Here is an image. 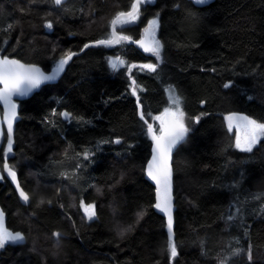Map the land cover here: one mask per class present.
Segmentation results:
<instances>
[{
  "label": "trees",
  "instance_id": "trees-1",
  "mask_svg": "<svg viewBox=\"0 0 264 264\" xmlns=\"http://www.w3.org/2000/svg\"><path fill=\"white\" fill-rule=\"evenodd\" d=\"M133 1L0 0V53L49 70L65 53L108 39L110 21ZM154 13L160 61L132 43L92 46L55 83L18 102L8 164L29 203L19 202L3 175L1 131L3 227L24 240L1 248L0 264H221L226 251L233 252L229 264H264V138L252 152L239 151L224 120L240 113L264 122V0H154L136 25L119 30L137 40ZM116 56L125 65L114 71L108 59ZM137 62L157 69L128 73ZM168 85L190 127L172 162L178 256L171 262L165 221L144 176L151 138L137 107L139 98L150 121L167 105ZM81 200L96 206L95 219L82 214ZM236 203L240 211L232 214Z\"/></svg>",
  "mask_w": 264,
  "mask_h": 264
},
{
  "label": "snow or ice",
  "instance_id": "snow-or-ice-1",
  "mask_svg": "<svg viewBox=\"0 0 264 264\" xmlns=\"http://www.w3.org/2000/svg\"><path fill=\"white\" fill-rule=\"evenodd\" d=\"M56 5H60L62 0H54ZM151 0H135L131 4L129 11H120L116 14V17L112 20V25L130 26L136 25L141 18V8L143 5L149 4ZM198 4L206 3V0H195ZM83 11V10H82ZM47 28H52V23L48 22L45 25ZM11 27V26H9ZM160 28V13H156L154 18L150 19L147 26L144 28L145 36L140 40H133L131 36H119L115 35V27L113 28V38L101 39L94 42V45L112 46L120 44L121 41L130 42L138 45L143 49L145 53H151L155 56L157 61L161 60V50L163 45L159 39H157V30ZM93 44H85L80 50L94 46ZM77 55L74 52H67L62 58L55 62V68L50 75H46L35 65L24 64L18 59L9 58V56L2 55L0 53V101L9 109V113L6 114L8 131L7 138L9 143V151H11L12 145V119L16 116V104L12 102L13 96L26 97L34 89H37L46 81L55 80L64 70L65 65L68 64L72 58ZM108 64L112 70H117L125 65V61L120 57L115 59H109ZM133 68H139L148 72H155L157 64H130L128 70L131 72ZM131 78V77H130ZM229 85H225L228 87ZM131 95L137 96L136 81L132 80ZM137 107L140 108V119L147 125V134L153 141V155L152 160L149 161L147 168V175L150 177L156 186V203L153 206L160 212L167 216V248L169 252L170 262L178 256L177 244L173 240V215H172V167L170 164L171 153L178 143L184 141L186 133L190 131V128L185 127L183 117L184 113L180 110V97L175 95L173 90L170 97V107H166L158 116L153 117L155 121L159 122L158 134L154 130L153 124L148 123L146 118L147 114L143 111L141 102L137 98ZM63 116H69L70 114L65 112L61 113ZM229 132L233 131L235 127V147L243 152H252L254 145H257L259 141L264 138V122H260L249 116L240 115L238 113H230L224 117ZM112 141H105L109 143ZM114 143H121L120 140L114 141ZM90 158V153H85V159ZM4 169L7 170L8 176L12 181L16 183L17 173L13 171L9 165L5 162ZM16 190L19 192L21 200L28 202L29 196L21 188L19 183H16ZM99 191V189H97ZM43 203V201H41ZM79 208L83 210L84 215L89 220L96 218V206L92 203L85 204L83 200L80 201ZM138 218L143 216V212L137 214ZM4 213L0 211V248L6 245V242H17L24 239L22 233L15 232L14 234L8 232L3 227ZM70 219V217H69ZM234 216L229 215L228 221H232ZM131 229H124L118 234L123 238L127 231ZM57 240L60 237V233L54 232L52 234ZM251 259V255H249Z\"/></svg>",
  "mask_w": 264,
  "mask_h": 264
},
{
  "label": "water",
  "instance_id": "water-1",
  "mask_svg": "<svg viewBox=\"0 0 264 264\" xmlns=\"http://www.w3.org/2000/svg\"><path fill=\"white\" fill-rule=\"evenodd\" d=\"M54 1V0H53ZM66 0H62V3H64ZM195 6H204V5H207V4H209L210 2H212L213 0H206V3H203V4H198V3H196L195 2V0H190ZM133 2H135V0L133 1ZM61 3V4H62ZM54 4H55V2H54ZM56 5V4H55ZM56 6H58V5H56ZM130 10V9H129ZM129 10H127V11H129ZM116 17V16H115ZM114 17V18H115ZM113 18V19H114ZM112 19V20H113ZM113 28H114V26L112 25V23H111V30H112V34H114L113 33ZM115 35L117 36V37H119L120 35H119V33L116 31V29H115ZM145 36V34L142 36V37H144ZM141 37V38H142ZM112 38H113V36H112ZM140 38V39H141ZM111 39V38H110ZM139 39V40H140ZM98 40H101V39H98ZM95 41H97V40H93V41H89V42H87V43H85V44H93L94 45V42ZM84 44V45H85ZM84 45H83V47H84ZM94 46H96V45H94ZM82 47V48H83ZM81 48V49H82ZM80 49V50H81ZM80 50H78V51H71V52H74V53H77V55H79L80 53H82ZM85 50V49H84ZM76 56V55H75ZM9 58H14V59H17V58H15V57H9ZM19 60V59H18ZM21 61V60H20ZM71 61V60H70ZM69 61V62H70ZM22 63H24V64H30V65H35L36 67H38L42 72H44L46 75H50V74H52V72H53V70H54V68H55V65L54 66H52L49 70H44L42 67H40L38 64H34V63H25V62H23V61H21ZM68 62V63H69ZM68 65V64H67ZM67 65H65V69H66V66ZM65 71V70H64ZM64 71L55 79V80H53V81H46V82H44L43 84H41V86L39 87V88H37V89H34L31 93H29V95L28 96H26V97H21V96H13V100H12V102L14 103V104H16V116L12 119V122H13V129H12V145H11V151H9V143H8V138H7V131H8V125H7V120L5 119V116H6V114H8L9 113V109L3 104V102L2 101H0V132L1 131H4V133H5V135H6V145H5V150H6V156H5V158H4V163H3V175L5 176V178L8 180V182L10 183V185L13 187V189H14V191H15V193H16V195H17V198H18V200H19V202L21 203V204H23V205H27L28 203H29V201L28 202H25V201H23V200H21L20 199V197H19V192L16 190V183H19V185H20V188L26 193V194H28L23 188H22V186H21V184H20V181H19V178H18V175H17V180H16V183H14L13 181H12V179H11V177L10 176H8V173H7V170H5L4 169V164H5V162L8 164V158H9V156L11 155V153H12V146H13V143H14V132H15V127H16V123L18 122V120L20 119V115H19V104H18V102L19 101H21V100H24V99H27V98H29V97H31L35 92H37L43 85H45V84H50V83H55L60 77H61V75L64 73ZM0 87H2V86H0ZM186 136H187V133H186V135H185V138H186ZM150 137V136H149ZM151 138V137H150ZM184 141H185V139H184ZM184 141H182V142H180V143H178L177 144V146H175L174 148H173V150H172V153H171V160H170V164H171V167H172V197H173V200H172V205H173V208H172V215H173V239H174V228H175V217H174V213H175V209H176V205H175V197H174V186H173V157H174V153H175V151H176V149L178 148V146L181 144V143H183ZM152 155H153V141L151 140V149H150V155H149V158H148V160L146 161V164H145V178L147 179V181L153 186V188H154V203H153V206L155 205V203H156V186H155V182L150 178V177H148V175H147V168H148V164H149V161H151L152 160ZM9 165V164H8ZM10 167V166H9ZM11 168V167H10ZM12 169V168H11ZM13 170V169H12ZM13 171H15V170H13ZM16 172V171H15ZM29 196V195H28ZM154 208V207H153ZM154 210H155V212L156 213H158L159 215H161L163 218H164V221H165V226H164V230L166 231V234H167V216L164 214V213H162V212H160L158 209H156V208H154ZM0 211H2V209H1V207H0ZM3 212V211H2Z\"/></svg>",
  "mask_w": 264,
  "mask_h": 264
},
{
  "label": "rangeland",
  "instance_id": "rangeland-1",
  "mask_svg": "<svg viewBox=\"0 0 264 264\" xmlns=\"http://www.w3.org/2000/svg\"><path fill=\"white\" fill-rule=\"evenodd\" d=\"M153 1L154 0H151V2L150 3H153ZM155 14L156 13H154V16H155ZM154 16H152V17H150L147 21H146V24L142 27V29H141V33H140V37H142L143 35H144V28L147 26V23H148V21L150 20V19H152V18H154ZM110 23H111V21H110ZM115 28H117V31L121 34L120 36H126V35H124V34H122V32L119 30L120 28H122V27H124V26H121V25H115L114 26ZM157 33H158V31H157ZM110 37L109 38H111L113 35H112V32H110V35H109ZM139 37V38H140ZM157 39H158V37H157ZM128 44H130V42H125V41H121V43L120 44H115V45H112V48L113 49H116V50H122V49H125V47H126V45H128ZM142 49V48H141ZM142 51H143V49H142ZM147 55H152L151 53H146ZM154 56V55H153ZM117 57V56H116ZM116 57H110L109 59H115ZM108 59V60H109ZM122 59V58H121ZM123 60V59H122ZM132 64H136V65H140V64H147V62H137V63H132ZM52 65H55V63H53ZM132 71V70H131ZM127 72L128 73H130L129 72V70L127 69ZM133 80V79H132ZM173 90H174V92H175V95L176 96H178L179 97V95L176 93V91H175V89L172 87V86H170V85H168V86H166V89H165V91H166V95H167V99H168V103H167V105L165 106V108L166 107H170V97L172 96V92H173ZM164 108V109H165ZM164 109L159 113V114H156V115H153L152 116V118L153 117H155V116H158V115H160L161 113H163V111H164ZM180 110L182 111V99L180 98ZM246 116V115H245ZM150 119V121H148V123H151V124H153V127H154V130H156L157 131V134H158V129H159V122L158 121H155L154 119ZM198 119H199V117H195L192 121H191V123H195L196 121H198ZM183 121H184V124H185V127H188V128H190L189 126H188V121H187V119H186V117H185V115H184V117H183ZM145 128H146V130H147V125L145 124ZM233 133H234V140H235V127L233 128V131H232ZM260 142V141H259ZM258 142V143H259ZM258 143H257V145H258ZM257 145H254V147H256ZM253 147V148H254ZM234 148H236L235 147V141H234ZM4 149H5V142H4ZM237 149V148H236ZM239 150V149H238ZM239 151H241V150H239ZM5 156H6V154H4ZM256 197H257V195H255ZM85 203V202H84ZM85 204H87V203H85ZM93 204V203H92ZM264 210V200L263 201H261V203H260V211L258 212V213H262V211ZM80 211L82 212V214L84 215V212H83V210L82 209H80ZM239 211H240V207H239V204L238 203H236L235 204V208H233L232 209V214H238L239 213ZM80 212V213H81ZM229 215H231V213H228V216ZM85 216V215H84ZM235 218V217H234ZM8 232H11V233H15L14 231H10V230H8V229H6ZM24 240V239H23ZM22 240V241H23ZM22 241H17V242H14V243H19V242H22ZM13 242H6V244H14ZM1 249V248H0ZM225 253V256H222V257H220L219 258V260H218V262L219 263H221V264H229L230 263V261L231 260H229V258L231 257L230 255L231 254H233V252H230V251H226V252H224Z\"/></svg>",
  "mask_w": 264,
  "mask_h": 264
},
{
  "label": "bare ground",
  "instance_id": "bare-ground-1",
  "mask_svg": "<svg viewBox=\"0 0 264 264\" xmlns=\"http://www.w3.org/2000/svg\"><path fill=\"white\" fill-rule=\"evenodd\" d=\"M112 22V21H111ZM116 29V28H115ZM116 31H117V29H116ZM111 32H112V30H111ZM118 32V31H117ZM119 33V32H118ZM113 35V34H112ZM119 35H121L120 33H119ZM112 38V37H111ZM108 39H110V38H108ZM140 38H138L137 40H139ZM238 114H240V113H238ZM240 115H243V114H240ZM116 140H119V139H116ZM149 158V157H148ZM148 160V159H147ZM145 176V175H144ZM146 179V178H145ZM147 180V179H146ZM154 203V202H153ZM153 210H154V208H153ZM176 210V209H175ZM155 211V210H154ZM158 214V213H157ZM175 214V213H174ZM165 226V225H164ZM174 240V239H173Z\"/></svg>",
  "mask_w": 264,
  "mask_h": 264
},
{
  "label": "flooded vegetation",
  "instance_id": "flooded-vegetation-1",
  "mask_svg": "<svg viewBox=\"0 0 264 264\" xmlns=\"http://www.w3.org/2000/svg\"><path fill=\"white\" fill-rule=\"evenodd\" d=\"M5 145H6V142H5Z\"/></svg>",
  "mask_w": 264,
  "mask_h": 264
}]
</instances>
